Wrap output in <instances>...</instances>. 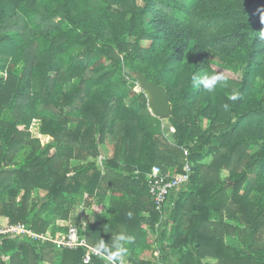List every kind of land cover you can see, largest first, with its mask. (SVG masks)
<instances>
[{"label":"trees","instance_id":"16d2710c","mask_svg":"<svg viewBox=\"0 0 264 264\" xmlns=\"http://www.w3.org/2000/svg\"><path fill=\"white\" fill-rule=\"evenodd\" d=\"M205 71L223 86L193 87ZM185 164L190 184L157 211L148 176ZM76 207L93 247L125 237V264H264V0H0V220L55 236ZM84 254L0 238V264Z\"/></svg>","mask_w":264,"mask_h":264},{"label":"built area","instance_id":"2783aa9c","mask_svg":"<svg viewBox=\"0 0 264 264\" xmlns=\"http://www.w3.org/2000/svg\"><path fill=\"white\" fill-rule=\"evenodd\" d=\"M191 174L190 164H185L183 171L178 174H166L158 167L152 170V173L148 176V187L150 197L157 211H163L170 195L178 190L185 189L190 184ZM85 231L86 223H82L81 227L77 223H70L67 225L65 232L58 233L55 236L52 235L51 231L37 233L24 224L10 225L8 221L4 225L0 224V238L2 236L10 239L28 238L40 244L51 242L62 250L77 251L84 249L83 262L84 264H90L94 257L101 255L93 250L95 247L90 245L83 235Z\"/></svg>","mask_w":264,"mask_h":264},{"label":"clouds","instance_id":"9594fccd","mask_svg":"<svg viewBox=\"0 0 264 264\" xmlns=\"http://www.w3.org/2000/svg\"><path fill=\"white\" fill-rule=\"evenodd\" d=\"M191 83L193 87H202L208 92H213L217 86H223L225 83V76L221 71H205L200 74H193L191 77ZM229 99L235 101L238 99V95L233 94ZM224 107L227 108L228 105H225ZM132 239V237L127 238L129 242H131ZM122 240H125L123 235L114 237V239L107 244L101 239L93 250L97 254L103 256L107 264H124L127 256V249L120 244V241Z\"/></svg>","mask_w":264,"mask_h":264},{"label":"water","instance_id":"95a60500","mask_svg":"<svg viewBox=\"0 0 264 264\" xmlns=\"http://www.w3.org/2000/svg\"><path fill=\"white\" fill-rule=\"evenodd\" d=\"M135 78H137L141 89L150 98V107L153 115L158 118L170 117L172 115V105L170 104L166 90L157 83L148 81L146 76L141 72H138Z\"/></svg>","mask_w":264,"mask_h":264},{"label":"rangeland","instance_id":"374dc122","mask_svg":"<svg viewBox=\"0 0 264 264\" xmlns=\"http://www.w3.org/2000/svg\"><path fill=\"white\" fill-rule=\"evenodd\" d=\"M135 90L137 92L141 91V89L139 87L136 88ZM39 127H40V124L38 122L33 123L32 127H31L32 134L35 137L40 138L43 144H46L50 140H47L46 137H42L40 135ZM163 130L165 132H167V136L170 138L171 137V133H170L171 128L166 125L163 127ZM22 155H23V153L18 156V160L23 159ZM179 192H181V190L176 191L175 193H173V195H176V194L178 195ZM85 210H87V209H85L84 207H76L75 210L70 215V220H68L67 222H60V223H65L63 225H65L66 227L68 224L74 223V222L75 223H77V222L88 223V221L91 219V217L93 215V211H91V210L85 211ZM6 222H7V219H1L0 220L1 225L6 224ZM124 263H125V261H124Z\"/></svg>","mask_w":264,"mask_h":264},{"label":"crops","instance_id":"0c3cea01","mask_svg":"<svg viewBox=\"0 0 264 264\" xmlns=\"http://www.w3.org/2000/svg\"><path fill=\"white\" fill-rule=\"evenodd\" d=\"M49 142V141H48ZM153 202V201H152ZM154 204V203H153ZM155 206V205H154ZM164 209V208H163ZM85 211H89V210H85ZM163 212V211H162ZM168 219V213L164 212L163 215V220H167ZM180 228H186L188 226V223H178L177 224ZM82 226V223L80 225V227ZM86 227H87V223H86ZM228 242L235 244V241L233 240H228ZM204 264H218V260L217 259H212V258H206L203 260Z\"/></svg>","mask_w":264,"mask_h":264}]
</instances>
